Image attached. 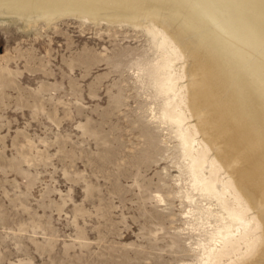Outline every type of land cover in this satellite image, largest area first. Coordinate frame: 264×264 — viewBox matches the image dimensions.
<instances>
[{
	"label": "rangeland",
	"instance_id": "rangeland-1",
	"mask_svg": "<svg viewBox=\"0 0 264 264\" xmlns=\"http://www.w3.org/2000/svg\"><path fill=\"white\" fill-rule=\"evenodd\" d=\"M127 12L34 26L0 16V264H199L209 245L195 220L207 202L162 118L156 17ZM198 82L180 83L193 97ZM210 115L190 122L213 143Z\"/></svg>",
	"mask_w": 264,
	"mask_h": 264
},
{
	"label": "bare ground",
	"instance_id": "bare-ground-1",
	"mask_svg": "<svg viewBox=\"0 0 264 264\" xmlns=\"http://www.w3.org/2000/svg\"><path fill=\"white\" fill-rule=\"evenodd\" d=\"M118 10L132 20L143 18L133 17L135 11L156 17L149 35L161 54L154 77L169 102L162 118L176 130L192 187L207 202L195 217L209 237L207 247L200 244L199 264H264V0H0V16L31 26L44 18L98 21ZM191 47L195 70L185 68ZM189 77L199 81L197 96L180 83ZM210 89L213 98L207 97ZM216 101L220 105L210 110ZM190 102L197 112L186 117ZM205 110L223 135L213 143L197 138L190 122ZM221 143L232 149L229 158L211 153ZM257 255L262 260L255 261Z\"/></svg>",
	"mask_w": 264,
	"mask_h": 264
}]
</instances>
